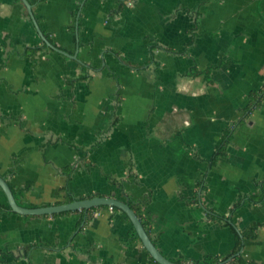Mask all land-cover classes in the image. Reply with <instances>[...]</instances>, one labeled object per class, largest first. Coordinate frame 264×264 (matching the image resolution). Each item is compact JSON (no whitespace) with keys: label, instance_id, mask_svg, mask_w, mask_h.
I'll list each match as a JSON object with an SVG mask.
<instances>
[{"label":"crops","instance_id":"1","mask_svg":"<svg viewBox=\"0 0 264 264\" xmlns=\"http://www.w3.org/2000/svg\"><path fill=\"white\" fill-rule=\"evenodd\" d=\"M29 1L74 57L0 0V175L15 197L131 199L170 260L264 264V200L249 202L264 193V98L249 108L264 0ZM86 211L22 215L0 188V264H150L121 212Z\"/></svg>","mask_w":264,"mask_h":264},{"label":"water","instance_id":"2","mask_svg":"<svg viewBox=\"0 0 264 264\" xmlns=\"http://www.w3.org/2000/svg\"><path fill=\"white\" fill-rule=\"evenodd\" d=\"M25 8L27 9L29 16L34 23L41 39L46 43L50 48L67 55L68 57H74L71 54L63 51L62 49L55 46L52 42H50L47 37L44 35L42 30L39 27V24L35 18L33 12V6L29 0H21ZM76 58V57H75ZM0 188L3 190L6 195L9 206L14 212H17L22 215H44V214H55L62 213L66 211L73 210H88L91 208L99 207V206H113L124 212L130 219L135 231L137 232L142 245L145 249L150 253V255L160 264H206L201 262H174L166 257L156 246V244L151 239L148 234L146 228L144 227L140 217L137 213L124 201L109 196H94L87 199L73 200L71 202L55 204V205H46L40 207H24L18 204L15 195L12 191V188L8 184V182L0 175ZM229 261V260H228Z\"/></svg>","mask_w":264,"mask_h":264},{"label":"trees","instance_id":"3","mask_svg":"<svg viewBox=\"0 0 264 264\" xmlns=\"http://www.w3.org/2000/svg\"><path fill=\"white\" fill-rule=\"evenodd\" d=\"M16 2L20 3L21 5H23L22 1L21 0H15ZM24 6V5H23ZM24 10H25V13L26 15L28 16L29 13L27 11V9L25 8L24 6ZM198 73V70H195L194 71V74ZM254 97H253V100L250 101V105H249V108H251L252 106L253 107H258L261 105L262 103V99L264 98V87L262 89H260L259 91L255 92L254 94ZM228 141H229V135H226L225 138H224V141L222 142V144H220L218 147H217V152H216V155L214 156V161L217 160V158L221 155H224L225 152H226V147H227V144H228ZM112 181V183L116 186H122L121 183L118 181V180H110ZM18 204H20L21 206H24V207H32L31 205H28V204H23L22 202H20L17 197H15ZM75 200L74 198L72 197H68L67 198V201L68 202H71ZM124 202H126L136 213L137 215L140 217L143 225H144V222L142 220V216H141V211H140V208L137 207L135 205V203H133V201L131 199H122ZM264 200V193H261V194H255L253 196L250 197V201L249 202H261ZM239 204V203H238ZM237 206V205H236ZM110 206H99V207H95V208H91V209H88L86 212H87V218L90 217L91 213L96 211V210H99L101 208H109ZM114 210L118 211V212H121L124 217L126 218V220L130 223V225L132 226V230L130 231L129 235V239L130 241H128V245H132L133 243H142L137 232L135 231L129 217L124 213L122 212L121 210H119L118 208L116 207H113ZM85 211V210H83ZM257 226L258 225H252L250 226L245 232H244V235L246 238H252V237H255V234H256V229H257ZM30 249H26L25 251V254H27L29 252ZM144 250L146 251L147 253V257H148V261L150 264H160L159 262H157L151 255L150 253L145 249L144 247ZM229 256H225V257H222V258H210V259H205L203 262L206 263V264H252L246 260H244L242 258V256H236L234 257L232 260H229ZM172 261L174 262H183V259H173Z\"/></svg>","mask_w":264,"mask_h":264},{"label":"built area","instance_id":"4","mask_svg":"<svg viewBox=\"0 0 264 264\" xmlns=\"http://www.w3.org/2000/svg\"><path fill=\"white\" fill-rule=\"evenodd\" d=\"M110 209H114L113 206H110Z\"/></svg>","mask_w":264,"mask_h":264}]
</instances>
